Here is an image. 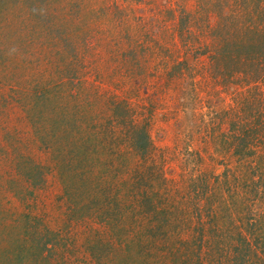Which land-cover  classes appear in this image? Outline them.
Wrapping results in <instances>:
<instances>
[{
	"label": "rangeland",
	"instance_id": "1",
	"mask_svg": "<svg viewBox=\"0 0 264 264\" xmlns=\"http://www.w3.org/2000/svg\"><path fill=\"white\" fill-rule=\"evenodd\" d=\"M57 3L38 16L42 0H0V264H167L105 223L107 201L126 219L142 194L212 222L213 264L250 250L264 261V0ZM235 27L247 58L232 61ZM58 115L75 117V135L105 131L90 155L105 156L103 196L73 190V128L48 139ZM184 223L181 239L208 257L209 235Z\"/></svg>",
	"mask_w": 264,
	"mask_h": 264
},
{
	"label": "trees",
	"instance_id": "2",
	"mask_svg": "<svg viewBox=\"0 0 264 264\" xmlns=\"http://www.w3.org/2000/svg\"><path fill=\"white\" fill-rule=\"evenodd\" d=\"M54 4V0H42V5H36V11H37V15L41 16V15H46V14H52V15H59L61 14L60 12L63 10V8L66 6L64 5V3L62 5L64 6H58L59 3ZM53 5V6H52ZM81 5V4H80ZM83 5V4H82ZM61 7V8H60ZM30 12L32 13V11L30 10ZM35 13V11H33ZM85 12V11H84ZM83 11L79 12V15H82ZM33 15V14H32ZM34 16V15H33ZM239 29L240 28H233L232 31L230 32V35H234L235 39H234V45L232 47V50L234 52L230 53V57L231 60L236 61L235 56L237 59H246L247 56L244 55L243 53H236L234 48H241L243 46V44L245 45L246 42H243L242 36L240 34L236 35V33H239ZM245 41V40H244ZM264 53V52H263ZM216 52H214L213 55H215ZM240 55V56H239ZM117 104V103H116ZM118 105H114L113 111L115 109H118L117 107ZM120 106V105H119ZM53 107H51V111H54ZM122 110V109H121ZM124 110V109H123ZM54 115H57L54 114ZM116 117V116H114ZM49 121V127H50V132H48V139L50 141V139H53L54 141L58 142V135L56 134V131H58V129H62L65 127H68V130L73 128L72 131V138L70 141H68L66 143V145L70 148L69 149V153L72 151L73 157L75 159H77V166L82 167L80 171L76 170L77 168H75L74 174H78L77 179H79V186L74 187L73 190H77L80 189V185H84L83 190L87 191V192H91V191H96V193H101L102 196L103 194H106V190H105V182L102 181V173L105 169V167H107V165L105 164L106 162L103 161L102 159L105 157L103 156L98 157L95 156L94 160H98L96 163H92L90 162V160H92L90 158V155L92 152L99 154L100 156L104 154V150H99L101 147H99V149H97L96 144L101 142V138L103 137L102 133L105 132L100 131L101 129L96 128V125H91V127H94L93 129V133L92 135H88V136H82V135H75V130L77 128V120H75V117H73L71 120L69 118H66V116L64 117V115H58L57 117H50L47 119ZM117 120V121H116ZM115 122H118V119L116 118ZM34 123V122H33ZM90 126V125H89ZM98 127H100V125H97ZM129 130L126 131V133L124 134L126 139L128 141L127 145L128 148H131L133 142L135 139H133L134 136V128H132V126L127 127ZM126 128V129H127ZM67 130V131H68ZM66 131V132H67ZM144 131V129H143ZM142 131V133H143ZM145 132V131H144ZM133 133V135H132ZM45 136L47 135H43L40 137L41 140H44L45 142ZM107 136V135H106ZM111 140L115 139V136L111 135ZM133 140V142H132ZM60 141V140H59ZM53 142V141H52ZM56 142V143H57ZM88 142V144H86ZM91 146V147H90ZM144 146V145H143ZM143 154H147L148 148H146L145 146L143 147ZM60 150V149H59ZM79 151V152H78ZM133 153L131 152H127V156L130 157L132 156ZM58 155L60 157H65L64 152H62L61 150L58 152ZM88 161V162H86ZM83 162L86 163L87 165H83ZM67 163V162H66ZM99 168V169H96ZM111 168V167H109ZM119 168V167H118ZM120 168H122L120 166ZM85 172L89 173V180L87 182H91L90 184L86 183V176L84 175ZM88 177V175H87ZM28 178V177H27ZM30 178V177H29ZM149 186L157 183L158 188L160 187L161 183L160 180H156L155 178H151L149 181ZM88 187V188H87ZM118 187V186H115ZM107 188V187H106ZM151 191L150 193L152 195L155 194H159L160 189L150 187ZM91 190V191H90ZM78 196H83L82 194L78 193ZM136 202H130L128 203L127 206V218L125 219L124 215L120 214V212H118V205L114 204L113 206H111L110 201H107V204H109V212L105 213L108 217L105 220V223L113 225V223L115 225L117 224H122L126 226V229H124L123 233H134L135 232V237H136V242L138 241L139 246V250L143 252V254H147L148 258H152V257H158L159 255L158 253H161V255L165 256V259H161L162 262H166L167 264H213L214 262L212 261V258L210 257L211 251H213V246L217 244L219 241L215 242V240H212L211 237L213 235V238L215 237V233L218 232L217 228L214 226V224L209 223L207 225V227H204L202 224V221H200V217H196V220L193 221L192 220V215L189 214V218L188 217H184L185 216V212L182 209H179L177 204H172L171 209H168L164 206V204L159 203V202H154L151 203V197L148 196L147 194H142L141 200H139L138 198H133ZM142 201L144 203H142ZM135 206H137V208H135ZM111 207H114L113 209ZM142 207V208H141ZM112 209V210H111ZM141 209V211L143 212L142 214V221H140V219H136V217H134L133 215L137 212L136 210ZM214 217H210L209 220L214 219ZM146 219V220H145ZM184 221L188 224H190V222H194V225H198V230H199V237L201 238V236L203 235L202 233H205V236H207L206 234H208L209 236L206 237V244L205 246H209V250L206 251L208 257L203 254L199 253V249H198V245H196L195 243H188L184 240L181 239L180 235L183 233V229H182V225H184ZM200 221V224H199ZM255 229L252 230V233L254 232ZM238 235V234H237ZM243 238V237H242ZM241 239L244 242V245L247 246L248 243H245V240ZM218 240V239H216ZM199 242V239H198ZM202 246V245H201ZM200 246V248H201ZM250 245H248L249 248ZM153 249H156V251H154ZM148 251V252H147ZM251 251V250H250ZM250 251H247V253H250ZM253 251V250H252ZM164 252V253H163ZM238 252V251H235ZM247 253L242 255H240L239 258V254L237 255V257H232L231 259H227V261L223 262L222 264H264V261L262 259H257L255 256V259H250L247 258ZM253 253V252H252ZM250 253V254H252ZM254 254V253H253ZM246 255V257H245ZM253 257V255H252ZM236 259L239 261L237 262ZM213 262V263H212Z\"/></svg>",
	"mask_w": 264,
	"mask_h": 264
}]
</instances>
